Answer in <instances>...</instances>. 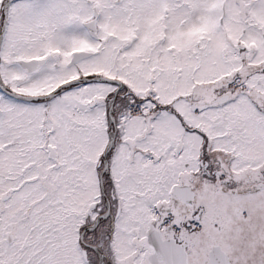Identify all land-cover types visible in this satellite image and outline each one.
Here are the masks:
<instances>
[{
  "label": "snow or ice",
  "instance_id": "obj_1",
  "mask_svg": "<svg viewBox=\"0 0 264 264\" xmlns=\"http://www.w3.org/2000/svg\"><path fill=\"white\" fill-rule=\"evenodd\" d=\"M0 264H264V0H0Z\"/></svg>",
  "mask_w": 264,
  "mask_h": 264
}]
</instances>
